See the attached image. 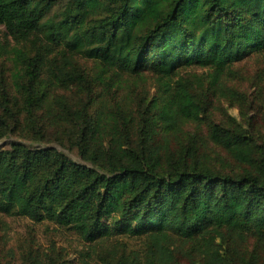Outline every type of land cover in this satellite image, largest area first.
<instances>
[{
  "label": "trees",
  "instance_id": "1",
  "mask_svg": "<svg viewBox=\"0 0 264 264\" xmlns=\"http://www.w3.org/2000/svg\"><path fill=\"white\" fill-rule=\"evenodd\" d=\"M0 24V138L64 133L81 157L0 148V212L71 227L88 243L144 240L106 264H237L229 235L264 243V107L260 124L257 112L212 110L213 96L241 95L228 78L235 61L264 54V0H0ZM145 71L152 92L119 77Z\"/></svg>",
  "mask_w": 264,
  "mask_h": 264
},
{
  "label": "rangeland",
  "instance_id": "2",
  "mask_svg": "<svg viewBox=\"0 0 264 264\" xmlns=\"http://www.w3.org/2000/svg\"><path fill=\"white\" fill-rule=\"evenodd\" d=\"M6 33V26L0 24V36L5 37ZM9 37L13 42V38ZM26 46L29 49L33 48L32 42H28ZM72 61L74 65L84 68H91L93 65L92 60L83 56H73ZM233 69L235 74L228 77L229 83L239 89L240 97L232 103V99L215 95L212 98V110L218 118L228 112L239 119L246 118V114L257 112V122L260 124L264 107V54L250 52L235 61ZM181 70L184 72L203 71L202 68L195 66ZM119 77L125 81L135 80L139 84L136 87L138 91L146 88L152 92L155 89L156 78L148 71H145L142 76L122 73ZM104 92L100 98H109L110 93L105 90ZM121 92L123 93L124 90ZM27 134L23 131L0 138V148L10 146L13 141H22L35 146L55 145L68 151L75 159L81 160V157L70 152L68 147L62 146L67 140L64 133L62 137L48 133L43 142H33L32 137ZM59 138H62L64 142H61ZM213 150L217 155H223L218 147ZM232 235H229L228 251L231 254L234 253L237 264L246 263L257 251L261 252L258 264H264V243L259 242L251 234H246L244 237ZM143 246L145 245L142 238L120 234L102 237L93 243H88L71 227L61 226L49 220L38 222L26 216L0 212V262L3 263L106 264L114 251L140 252ZM180 260L182 264H192L188 257H180Z\"/></svg>",
  "mask_w": 264,
  "mask_h": 264
}]
</instances>
